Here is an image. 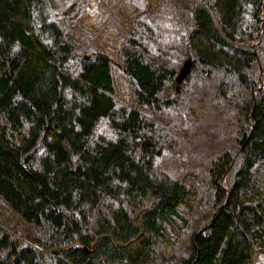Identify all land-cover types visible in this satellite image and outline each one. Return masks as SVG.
I'll list each match as a JSON object with an SVG mask.
<instances>
[{"label": "trees", "instance_id": "trees-1", "mask_svg": "<svg viewBox=\"0 0 264 264\" xmlns=\"http://www.w3.org/2000/svg\"><path fill=\"white\" fill-rule=\"evenodd\" d=\"M0 202V264H254L264 0H0Z\"/></svg>", "mask_w": 264, "mask_h": 264}, {"label": "rangeland", "instance_id": "rangeland-1", "mask_svg": "<svg viewBox=\"0 0 264 264\" xmlns=\"http://www.w3.org/2000/svg\"><path fill=\"white\" fill-rule=\"evenodd\" d=\"M91 7V8H90ZM83 9L82 18L79 19V23L76 26V29L79 34L85 33H94L95 31V22L97 16L95 15L96 5L91 2L90 6L81 7ZM81 41V39H79ZM120 69V66H118ZM117 85L119 90V96L122 99L129 101V87L126 80L120 74H116ZM176 163V161H175ZM173 168V167H172ZM171 174L174 176L175 174L171 170ZM9 233L17 245L21 246H34V242L32 236L37 234V229L33 226H29L23 222H21L16 216H13L12 213L0 202V232ZM44 254H49L45 250ZM52 257L57 255L53 254ZM254 264H264V256H257Z\"/></svg>", "mask_w": 264, "mask_h": 264}, {"label": "water", "instance_id": "water-1", "mask_svg": "<svg viewBox=\"0 0 264 264\" xmlns=\"http://www.w3.org/2000/svg\"><path fill=\"white\" fill-rule=\"evenodd\" d=\"M190 64H191V61L190 60H187L183 66L181 67L180 71H179V74L176 78V83L179 84L181 83V81L184 79V77L188 74L189 70H190Z\"/></svg>", "mask_w": 264, "mask_h": 264}]
</instances>
